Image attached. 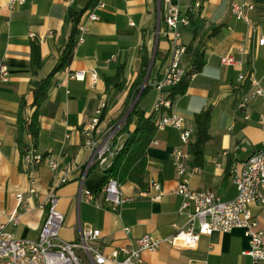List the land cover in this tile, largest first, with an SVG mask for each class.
I'll return each instance as SVG.
<instances>
[{
	"label": "crops",
	"instance_id": "crops-1",
	"mask_svg": "<svg viewBox=\"0 0 264 264\" xmlns=\"http://www.w3.org/2000/svg\"><path fill=\"white\" fill-rule=\"evenodd\" d=\"M87 1L33 0L10 10L9 0H0V63L8 70V81L0 85V223L7 225V230L20 240L37 239L47 215L46 199L54 183L65 175L53 173L46 163L27 169L22 167L16 144L20 104L23 99L22 115L29 122L34 111L30 82L44 79L51 72L60 57L61 39L67 38L70 32V26L65 25L69 9L75 4L81 9ZM170 1L189 21L187 27H179L181 43L187 47L193 40V45L200 40L199 50L204 54L205 65L200 73L192 76L186 93L171 102V109L163 110L162 114L178 115L183 119V128L194 132L195 115L210 110V139L204 145L200 167L192 165L180 131L165 128L156 132L146 149L143 187L130 181L119 182L123 194L132 199L119 212L103 207L99 189L106 182L104 171L93 167L84 175L89 152L82 147V129L102 102L106 103V108L99 130L106 133L113 126L141 69L143 52L147 51L151 60L155 45L159 54L154 67L152 65L151 88L142 106L151 120L156 118L152 115L156 98L154 84L168 65L172 49L163 20L160 26L159 0H97V5L83 14L79 23L86 29L83 42L76 44L69 67L54 76L39 111L37 143L33 145L28 133L24 134V142L61 167L69 165L65 175L67 182L55 191L57 210L63 216L59 233L62 241L78 242L81 229L99 230L101 239L96 246L109 258L113 251L133 249L136 239L151 235L161 243L155 252L142 253L145 264H187L191 260L195 264H264L242 254L249 249V244L241 229L201 236L195 251L177 249L168 243L176 230L187 222L186 216L179 214L182 198L175 192L178 178L171 157L174 149L188 155V186L192 190L213 191L222 201L236 196L229 168L264 149V129L260 124L264 96L248 100L243 110L238 109L254 90L251 80L257 81L264 93V45H258L259 39L264 37V5H256L251 0ZM162 4L164 17L166 0H162ZM234 4L252 6L244 10L248 23L237 20L232 14ZM90 13L97 17L95 21L88 20ZM191 21L196 22V38ZM213 28L218 30L211 35ZM32 42L39 44L43 60L36 77L31 71ZM226 55L233 56L241 65L221 66L220 59ZM183 65L187 70L185 58ZM120 68L122 91L107 90L104 79L114 76ZM91 71L97 74L95 81L91 80ZM79 72L85 75L83 81L73 78ZM241 74L250 75V79L238 83ZM193 132L189 143L194 141ZM118 138L121 143L116 145L121 147L126 136ZM152 183H158L161 190H149ZM81 187L94 194V203L78 199ZM31 189L35 191L33 194ZM17 195L22 197L20 205ZM157 195L160 200L154 201ZM249 209L264 232V209L259 206ZM15 212L18 225L11 227L8 219ZM124 229H129V233ZM77 251L89 264L82 251ZM122 261L123 255L119 254L116 263L105 264H121Z\"/></svg>",
	"mask_w": 264,
	"mask_h": 264
},
{
	"label": "built area",
	"instance_id": "built-area-1",
	"mask_svg": "<svg viewBox=\"0 0 264 264\" xmlns=\"http://www.w3.org/2000/svg\"><path fill=\"white\" fill-rule=\"evenodd\" d=\"M33 0H9L8 7L14 10ZM167 8L163 17L166 26L165 35L169 38L172 49L171 58L164 68L160 79L154 84L156 98L154 101L152 115L156 118L157 131L165 128H173L180 131V139L183 145L188 146L192 136V130L183 128V119L176 114H162L163 110L171 109L169 94L181 81L185 74L183 61L186 53V46L181 43L179 27H187L189 21L182 16L176 5L170 0H166ZM252 9L251 5L232 6V14L237 20L249 22L244 10ZM160 17V12H158ZM88 20L95 21L97 17L90 13ZM160 19V18H159ZM86 31L81 24L78 25L77 44L83 42V34ZM259 46L264 45V37L259 39ZM221 66H240L231 55H226L220 59ZM84 73L79 72L73 75L77 81L84 80ZM91 80L95 81L97 74L90 73ZM250 79V75L241 74L237 78L238 83H244ZM8 81V70L0 63V85ZM254 90L243 99L238 109L243 110L248 100L263 97L264 93L258 82L251 80ZM106 103L102 102L94 112L90 122L82 129L83 149L89 152V159L84 167V175L89 169L98 167L102 171L110 168L112 161L121 148L115 144V136L118 127H110L106 133H101L99 125L103 116ZM260 124L264 129V114L260 118ZM152 144H156L155 141ZM237 148L235 147L234 150ZM175 174L178 178L176 194L182 198L179 214H184L187 222L183 228L176 230L175 234L168 240V243L182 250L195 251L199 237L211 235L212 233H228L233 229H241L248 239L249 249L242 254L250 257L254 262H264V232L259 229L257 220L253 217L250 207L259 206L264 209V149L255 152L240 165H233L229 168L228 174L236 190V196L230 201H222L213 191L192 190L188 186L189 173L186 168L187 153L180 149H174L171 153ZM46 163L53 173H68L69 165L60 166L51 158H44L36 153L32 148L25 149V155L21 159V165L25 169L37 167ZM62 176L58 183H54L48 195L46 219L35 240H20L7 230V225L0 223V264H83L84 261L76 254L77 250L82 251L89 264H105L106 262L116 263L119 254L123 255L121 264H145L142 253L155 252L161 241L151 235H144L135 240V248H121L113 251L110 257L102 255L96 246V242L101 239L99 230L81 229L78 242H64L59 238V233L63 226V216L57 210L58 199L55 194L62 184L67 182L66 176ZM149 190L159 192L161 186L152 183ZM35 191L31 189L30 193ZM99 194L103 200V207L119 212L121 208L132 201L126 197L120 187L118 180L110 178L99 189ZM78 199L85 203L92 204L95 196L92 192L84 190L82 187L78 192ZM154 201L160 200V196H154ZM22 203L21 195H17V204ZM97 207H101L97 205ZM8 225L16 227L18 217L16 212L8 219ZM129 233V229H124ZM187 264H195L192 260Z\"/></svg>",
	"mask_w": 264,
	"mask_h": 264
},
{
	"label": "trees",
	"instance_id": "trees-1",
	"mask_svg": "<svg viewBox=\"0 0 264 264\" xmlns=\"http://www.w3.org/2000/svg\"><path fill=\"white\" fill-rule=\"evenodd\" d=\"M251 1L256 5H264V0ZM96 5L97 0H88L85 7L81 9L78 8L77 4L73 5L69 9L65 25L70 26V32L67 38L63 36L61 39L59 48L60 57L57 63L51 72L46 76V78L30 82V91L33 95L32 108L34 111L31 115L30 121L28 122L22 115L23 111L25 110V103L22 99L17 121L16 144L20 155V161L25 155V149L27 148V145L24 142V134L28 133L30 135L32 143L35 146L39 135L38 117L40 108L46 100L49 88L54 83V76L57 73L67 69L71 63L74 49L78 40V25L80 23L81 17L87 10L94 8ZM159 12L161 26L163 20L162 0H159ZM195 25L196 22H192L194 38L197 36ZM217 30L218 28H213L211 35L216 34ZM193 43L194 40L186 47L185 63L187 64V70L185 71L180 83L171 90L169 94V99L171 102L186 93L192 76L200 73L205 65L204 54L199 50L200 40L196 45H193ZM158 54L159 50L157 48L153 67L157 60ZM30 61L32 75L33 77H36L38 72L43 67L40 47L36 42H32L30 44ZM149 63L150 58L147 55V51H144L141 58V69L130 90L128 91L127 97L122 107V116H125L127 111L132 106L147 73ZM153 67L146 86L142 90L138 101L133 106L130 113L126 116L121 129L115 136V141L122 135H125L126 138L121 148L117 151L110 168L104 171V174L106 175V181L110 178H113L118 180L120 183L130 181L143 187L142 176L145 170L146 149L149 147L157 132L155 123L152 122L150 116L146 115L142 106V101L151 88ZM122 75L123 71L122 68H120L114 76L106 77L104 79L106 89H113L115 92H121L123 89ZM210 118L211 113L209 109L196 114L194 117V141L188 144L187 151L192 158V165L196 167H200L202 165L204 145L210 139L208 132Z\"/></svg>",
	"mask_w": 264,
	"mask_h": 264
},
{
	"label": "water",
	"instance_id": "water-1",
	"mask_svg": "<svg viewBox=\"0 0 264 264\" xmlns=\"http://www.w3.org/2000/svg\"><path fill=\"white\" fill-rule=\"evenodd\" d=\"M158 29H159V22H158V26H157V34H158ZM156 41H157V37H156ZM155 51H156V45H155V47H154L153 55H152V57H151L149 67H148L147 73H146V75H145V78H144V80H143V83H142V85H141V87H140V90H139V92H138V94H137V96H136V98H135V100H134L132 106L130 107V109H129V110L127 111V113L125 114V116H124V118H123V121L125 120L126 116L130 113V111H131V109L133 108V106H134V105L136 104V102L138 101L139 96H140L142 90H143L144 87L146 86V83H147V81H148V78H149V75H150V72H151V69H152V65H153V61H154V56H155Z\"/></svg>",
	"mask_w": 264,
	"mask_h": 264
},
{
	"label": "rangeland",
	"instance_id": "rangeland-1",
	"mask_svg": "<svg viewBox=\"0 0 264 264\" xmlns=\"http://www.w3.org/2000/svg\"><path fill=\"white\" fill-rule=\"evenodd\" d=\"M124 116V115H123ZM122 116V113L118 116V118L112 123L113 124V126L114 127H118L117 128V132H119V130L121 129V127H122V125H123V117ZM121 143V139H116V141H115V144L116 143ZM118 146H120V145H118ZM76 254L78 255V256H80L79 254V252L78 251H76ZM83 261H84V263L83 264H87L86 262H85V260L83 259Z\"/></svg>",
	"mask_w": 264,
	"mask_h": 264
}]
</instances>
